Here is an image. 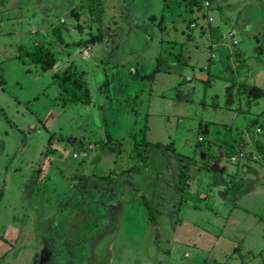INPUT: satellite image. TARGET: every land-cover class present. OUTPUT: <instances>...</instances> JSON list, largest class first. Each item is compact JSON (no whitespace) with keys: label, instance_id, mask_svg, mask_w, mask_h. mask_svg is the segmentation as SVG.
<instances>
[{"label":"rangeland","instance_id":"374dc122","mask_svg":"<svg viewBox=\"0 0 264 264\" xmlns=\"http://www.w3.org/2000/svg\"><path fill=\"white\" fill-rule=\"evenodd\" d=\"M217 3L0 0V237L12 245L5 264H136L138 258H127L136 250L132 237L114 240L115 227L108 235L96 229L102 220L108 219L106 227L113 224L114 203L138 211L131 200L140 194L141 206L151 161L164 151H180L177 167L188 163L191 149H203L197 158L214 171L224 158L225 167L255 158L264 164V108L252 99L253 91L240 100L231 81L238 63L233 50L241 53L240 61L258 60L249 58L246 43L235 36L240 29L227 22L217 28ZM92 36L100 39L86 43ZM40 42L55 51L59 71L43 72L21 56ZM195 48L204 60L201 68H190L196 64ZM213 60L227 64L208 69ZM70 64L87 80L91 106L62 101L54 73ZM156 67L184 69L179 76L161 70L150 80L140 77ZM114 115L123 132L109 136L114 131L106 120ZM206 123L209 134L203 133ZM211 131H219V144ZM52 133L64 140L54 142ZM185 136L191 138L186 146ZM230 136L236 148L225 151L221 143L231 142ZM140 165L143 172L131 171ZM80 176H88L86 186ZM126 210L127 218H134V210Z\"/></svg>","mask_w":264,"mask_h":264},{"label":"crops","instance_id":"0c3cea01","mask_svg":"<svg viewBox=\"0 0 264 264\" xmlns=\"http://www.w3.org/2000/svg\"><path fill=\"white\" fill-rule=\"evenodd\" d=\"M216 7L219 11L218 17L221 15L217 28L218 26L221 28V22H227L231 28L240 29L235 36L240 38V42L246 43L244 47L247 49L249 58L259 61V64L258 61H243L244 58L240 61L238 56L241 53L232 51L233 60L238 63L235 65V78H232L231 81L239 89V98L243 100V98L249 97L253 91L252 99H258L264 108V0H218ZM211 10L214 13V9ZM182 44L181 46H187L185 43ZM193 56L196 64H191L190 68L194 66L196 68L197 65L201 68V60L203 62L204 60L200 50L195 48ZM226 56L228 54H225ZM189 57L191 56L189 55ZM214 62L216 64L209 63L208 69L221 67L223 63H226L213 60L212 63ZM60 67L57 58L55 72L59 71ZM183 69V67L178 68L179 73L169 70L162 72V74L179 76ZM242 83L243 85H251L249 92L241 91ZM117 85L115 90L121 86L120 83ZM111 89L112 87H108L106 90L110 91ZM247 103H251L250 99ZM91 104H93V100L84 105L91 106ZM98 106L103 109L100 103ZM261 112L264 114V109ZM116 113L121 118L120 115L123 116L122 107L120 110H116ZM118 115L106 120L108 126L114 131L109 136L117 135L116 131L119 134L123 132L120 127L121 121L117 119ZM181 123L184 126L186 124ZM81 125H84V122ZM202 125L203 122L200 121L198 128L200 129ZM204 127L203 133L209 134L208 124L206 123ZM218 133L219 131L217 133L211 131L210 133L217 144L221 140ZM228 138L231 142L222 141L221 143L225 151H229V148H236L234 139L231 136ZM185 139L184 146L189 145L191 138L185 136ZM142 142L144 143V141ZM212 144L214 145L213 142ZM136 149L139 150V147ZM112 150H109L108 154L115 151L114 148ZM121 152L122 150L118 153ZM197 152L204 153L203 149L198 151L191 149L188 152V163L185 162L184 165H178V167L174 161L176 155L180 154L179 150L175 153L164 151L155 161L152 160L151 175L148 171L149 181L145 185L146 189L142 190V193L145 191L146 197L141 196L143 199L141 206L140 194L131 200L139 206L138 211L129 208L127 203L124 204L125 208H123L124 206L118 208L117 204L114 203L113 209L114 211L117 210L118 213H110V215L115 214L113 224L110 223L106 227L108 219L102 220L97 225L96 231L108 235L109 229L115 227L114 240L117 237L122 240L132 237L131 241L134 243L132 246H135L136 250L135 254L130 252L127 258L129 260L130 258H138L136 264H170L171 262L174 264L179 261L180 264H264L263 162L255 158L249 162L241 161L233 167H225L224 158L223 164H216L214 171L209 162L205 161L206 159L203 161L206 165L201 164L203 162L197 158ZM211 153L209 151L208 155H212ZM137 154L139 155V152ZM168 159L171 161H166ZM212 161H216V159L213 158ZM199 163L201 164L200 167L198 166ZM157 165H160L161 169ZM144 168L145 165L130 167L131 171L134 170L136 173L137 171L143 172ZM157 169L160 170V174L165 176L163 179L162 177L159 178V172L156 176ZM177 176L179 179H176ZM109 181L112 182L111 179ZM127 181L133 182L132 179ZM139 188L141 185L137 182L134 189L137 191ZM126 209L134 210V218H127L130 214L128 215ZM219 218L221 220L224 218L226 221H219ZM124 221L128 225H123ZM11 246L10 238L0 237L2 264H5V256L9 255ZM172 254L175 255L176 259L172 258ZM38 255L39 253L36 258ZM151 257L154 258L153 262L150 261ZM187 258L190 259L186 260ZM159 259L161 261H158ZM172 259L174 260L172 261Z\"/></svg>","mask_w":264,"mask_h":264},{"label":"trees","instance_id":"16d2710c","mask_svg":"<svg viewBox=\"0 0 264 264\" xmlns=\"http://www.w3.org/2000/svg\"><path fill=\"white\" fill-rule=\"evenodd\" d=\"M196 3H198L199 6H202V3H201V5L197 1H196ZM93 9H94V7H92V10ZM203 15L204 14L202 13V16ZM99 39H100V36H92L91 39L86 41V43H89V42L96 43L97 40H99ZM22 52H24V55L21 54V56L28 57L29 61L31 63H33L35 66H39L43 72H46V71L53 69L57 63V57H56L55 51L51 47L45 45L44 42H41L38 45H36L32 51L24 49V50H22ZM161 70L165 71L164 68L156 67L149 74L141 73L140 77L144 78L146 80H148V78H149V80H150L151 78L156 76L157 72H160ZM55 75H56V79H57V86L60 88V96L63 97L62 101L65 104H69L70 102L77 103V104H79V103L87 104V103H90L92 101V94H91V90H90V87H89L87 80H85L81 74H79L78 72H76L73 69L72 64L67 66L61 74L55 73ZM250 88H251V85H243V83H242L241 91H245L247 93V92H249ZM51 135H52L51 138L54 142H56L57 139L64 140V137H59V136L55 135V133H52ZM52 140H50V142H52ZM142 141H144V139ZM117 145H119V144L112 146V148L116 147ZM54 151H55V149H54ZM106 176H108V175H106ZM107 178L110 179L109 176ZM87 180H88V176H86V177L80 176L79 177V183H82V185H84V186L87 185V182H88Z\"/></svg>","mask_w":264,"mask_h":264}]
</instances>
